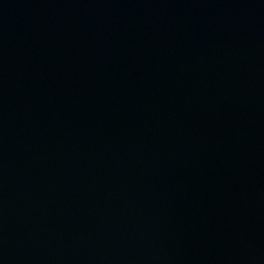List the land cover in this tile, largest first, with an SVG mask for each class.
I'll list each match as a JSON object with an SVG mask.
<instances>
[{
    "label": "water",
    "instance_id": "1",
    "mask_svg": "<svg viewBox=\"0 0 264 264\" xmlns=\"http://www.w3.org/2000/svg\"><path fill=\"white\" fill-rule=\"evenodd\" d=\"M0 264H264V0H0Z\"/></svg>",
    "mask_w": 264,
    "mask_h": 264
}]
</instances>
